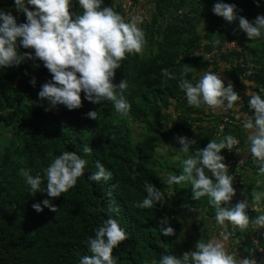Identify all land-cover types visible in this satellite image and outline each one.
<instances>
[{"label":"trees","instance_id":"16d2710c","mask_svg":"<svg viewBox=\"0 0 264 264\" xmlns=\"http://www.w3.org/2000/svg\"><path fill=\"white\" fill-rule=\"evenodd\" d=\"M217 2L236 5L237 15L250 22L264 15V0H259V7L255 0H155L142 53L128 54L113 81L119 84L125 79L128 83L124 95L131 109L124 116L115 111L112 102L93 104L83 93V106L74 110L41 100V86L52 77L39 60L0 68V264H80L83 256L91 255L86 241L94 238L95 230L109 217L118 221L128 237L113 251L117 264H160L163 255L180 257L187 251L188 241L182 235L184 210H201L216 221L209 197L195 200L190 182L168 185L166 181L171 175L182 174L188 156H195L210 140L219 142L213 137L217 116L203 105L189 106L179 87L185 69L184 78L195 84L206 68L198 58H189L193 50H210L226 40H235L244 59L255 66L252 76H246L227 57L215 69L223 67L225 86L230 81L238 92L240 118L254 115L248 106L250 92L264 98V34L253 41L243 31L232 35L230 23L212 11ZM71 3V11L82 14L78 0ZM102 6L119 13L115 0H103ZM0 10L10 11L17 23L26 22L25 14L15 10L14 0H0ZM165 15L164 21H158ZM18 51L33 50L20 46ZM162 69L176 78L164 77ZM32 77L36 78L35 86L29 83ZM89 111H97V120L87 118ZM224 114L231 119L237 115L232 110ZM134 125L139 127L136 138L132 134ZM233 130L229 132L239 139L238 153L247 151L251 157L239 170L235 188L247 192L251 186L244 179L245 170L255 163L244 146L247 136L239 126ZM176 136L196 140L188 154L181 151ZM85 147L90 149L88 153ZM65 151L75 152L87 162L84 175L59 198H49L46 192L34 193L21 170L33 177L39 174L43 189L44 170ZM176 154H180L179 159L174 158ZM221 154L225 157L223 151ZM97 162L112 172L110 180L88 179L97 171ZM146 183L164 193L163 204L154 203L149 209L134 206L147 196ZM44 199H50L57 212L43 207ZM36 203H41L42 212L32 207ZM248 209L251 221L256 216ZM164 217L169 220L165 227H173L175 235L161 234L160 221ZM220 230L233 239L229 226ZM244 246V258L258 254L248 239ZM258 246L264 252V237ZM258 264H264L263 256H259Z\"/></svg>","mask_w":264,"mask_h":264},{"label":"clouds","instance_id":"9594fccd","mask_svg":"<svg viewBox=\"0 0 264 264\" xmlns=\"http://www.w3.org/2000/svg\"><path fill=\"white\" fill-rule=\"evenodd\" d=\"M255 2L259 7V0ZM78 4L83 10L82 14L71 11V0H14L15 10L26 16L25 23H17L10 11L0 10V68L19 66L26 60H39L52 77L41 86L38 93L41 100H48L52 106L64 105L74 110L83 106V93L89 102L100 104L105 100L110 101L117 113L127 115L131 109L124 95L128 83L125 79L119 84L113 81L116 70L121 66L120 62L128 54L142 53L146 39L140 25L144 23L145 17L135 15L126 22L112 7L102 6L103 0H78ZM212 11L229 23L238 20L239 29L246 33L249 41L264 34V15H258L250 22L237 15L236 5L223 2L215 3ZM20 46L33 51L21 53L18 51ZM161 72L169 80L176 78L167 69ZM186 75L187 69L181 73L179 87L185 92L189 106L199 108L204 105L212 112L232 110L237 114L236 118L240 119L237 104L240 96L230 81L225 86L221 76L210 69L203 71L195 84L185 79ZM241 82L250 84L248 81ZM29 83L35 86L36 78L32 77ZM249 96L248 106L254 115H244L243 128L249 133L250 153L253 162L258 165V174L264 175V98L257 92H250ZM86 116L97 120L98 113L89 111ZM175 139L185 154L196 143V140L187 136H176ZM238 144L239 140L232 135L220 142L210 140L195 156H188L183 161L182 174L169 176L166 183L178 185L190 182L193 199L209 197V204L216 211L215 220L225 230L228 227L226 222L241 231L248 230L250 223L257 229H264V214L250 221L247 199L231 204L236 195L234 176L229 174V166L224 162L225 157L221 152L224 149L232 151ZM89 151L88 147L84 148L85 153ZM86 163L75 152H63L44 170L46 187L43 189L39 174L33 177L25 170H21V174L34 193L46 192L49 198H59L84 175ZM96 168L97 171L88 177L89 180L99 182L112 178V172L101 163L97 162ZM206 169L211 176L206 174ZM145 191L147 196L142 202L135 203V207L149 209L154 203L163 204L164 193L153 184L146 183ZM252 197L254 203L259 204L264 199V193L253 189ZM42 204L50 211L57 212L50 199H44ZM32 207L38 213L43 211L41 203L33 204ZM168 224L167 217L160 221L161 234L165 237L175 235L173 227H165ZM127 238L126 231L118 221L107 218L95 230L94 238L89 237L86 241L91 255L83 256L80 264H117L113 251ZM160 264H256V261L250 258L237 259L229 252L225 239L214 237L207 242L198 240L194 250L185 251L180 257L163 255Z\"/></svg>","mask_w":264,"mask_h":264},{"label":"built area","instance_id":"2783aa9c","mask_svg":"<svg viewBox=\"0 0 264 264\" xmlns=\"http://www.w3.org/2000/svg\"><path fill=\"white\" fill-rule=\"evenodd\" d=\"M115 2L117 4L119 13L126 22L129 21L131 17L139 15L140 8L135 1L115 0ZM223 57H227L228 60L233 62L234 65L242 68L246 76H252L253 72L255 71V66L244 59L240 45L233 39L226 40L210 50L199 47L193 50V52L189 55V58H198L202 63L206 65V68L203 71H208L210 69L218 75H220L219 71L215 68L222 64ZM202 72L200 73V78ZM237 103H241V99ZM204 108L209 111V113L216 115L218 118L213 128V137L219 142L223 140L224 137L232 135V131H234L233 129H235L236 126H239L243 131L248 132V130L243 128L244 119H237L236 115L233 116L234 119H231L229 116L224 114L223 110L212 112L207 108V106H204ZM229 130L232 131L229 132ZM232 136L238 139L235 135ZM238 146L239 144L237 146H234L232 151H229L227 149L222 150L226 157L225 163L229 166V174L234 176V188L238 186L239 170L244 166V163L246 161L251 159L247 151L239 154L237 151ZM248 210L249 212H251L253 211V208L250 207ZM228 226L230 227V229L233 227L230 222L228 223ZM218 235L220 237H225V234L222 230L218 232ZM263 237L264 232L260 229L255 228L250 223V226L248 228V242L254 248H256L258 254L250 255L247 258L255 260L256 264H258L259 256L264 257V252L258 246L260 239H262Z\"/></svg>","mask_w":264,"mask_h":264},{"label":"crops","instance_id":"0c3cea01","mask_svg":"<svg viewBox=\"0 0 264 264\" xmlns=\"http://www.w3.org/2000/svg\"><path fill=\"white\" fill-rule=\"evenodd\" d=\"M140 8L139 15L145 17L144 23L140 25V27L146 30V27L151 22V17L154 12L155 0H135ZM167 15L160 17L158 21H164ZM231 27V23H230ZM241 32V31H240ZM239 32V33H240ZM230 33L232 34L231 30ZM238 34V33H236ZM232 34V35H236ZM224 69H219V74L221 78L226 79ZM243 131V130H242ZM245 135L248 137V132H245ZM245 147L250 150V142L246 141ZM244 179L248 184H250L249 191L242 192L239 189H236V195L233 197L234 203L247 199L249 203V207L253 208L252 214L254 216H259L264 214V199L259 204L254 203L252 192L255 189L259 193H264V175L258 174V165L255 163L252 168L245 170ZM239 191V192H238ZM261 209L260 211L254 209ZM182 235L188 241L187 251L194 250L195 244L198 240H203L207 242L212 238L217 239H225L226 243L229 247V252H231L237 259L244 258L245 246L244 243L247 242L248 239V230L241 231L238 227L234 226L230 229L234 232L233 239H228V237H220L218 232L221 231V227L217 224L216 221L211 220L208 216H206L201 210L198 209H186L182 212Z\"/></svg>","mask_w":264,"mask_h":264},{"label":"rangeland","instance_id":"374dc122","mask_svg":"<svg viewBox=\"0 0 264 264\" xmlns=\"http://www.w3.org/2000/svg\"><path fill=\"white\" fill-rule=\"evenodd\" d=\"M28 7L31 8L32 6H28ZM230 30H231L232 34H236V33H239L240 31H242V30L239 29V22H238V20L231 23ZM138 132H139V127L137 125H134V127L132 129V134L134 135V138H136L135 135H137ZM177 156H180V154H176V156L174 158L175 159H179V157H177ZM174 158H172V159H174Z\"/></svg>","mask_w":264,"mask_h":264}]
</instances>
